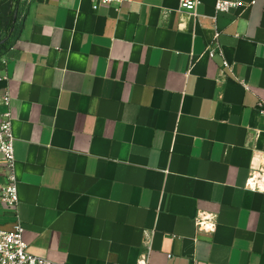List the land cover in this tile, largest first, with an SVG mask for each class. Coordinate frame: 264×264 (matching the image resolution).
Returning a JSON list of instances; mask_svg holds the SVG:
<instances>
[{
  "label": "crops",
  "instance_id": "obj_1",
  "mask_svg": "<svg viewBox=\"0 0 264 264\" xmlns=\"http://www.w3.org/2000/svg\"><path fill=\"white\" fill-rule=\"evenodd\" d=\"M198 1L193 15L180 0H15L0 75L29 253L264 264V192L247 187L264 172V0ZM11 212L0 203V229Z\"/></svg>",
  "mask_w": 264,
  "mask_h": 264
},
{
  "label": "built area",
  "instance_id": "obj_2",
  "mask_svg": "<svg viewBox=\"0 0 264 264\" xmlns=\"http://www.w3.org/2000/svg\"><path fill=\"white\" fill-rule=\"evenodd\" d=\"M7 0H0V15L2 13L1 5ZM112 0H93V10H98L101 5L110 4ZM198 0H180V9L191 12L195 15ZM244 3L238 0H216L214 8L217 13H228L233 9L254 4ZM219 32L216 31L217 39ZM216 50L208 46L207 53L210 57L215 55ZM225 66H229L227 61ZM0 82L3 85V94L0 97V103L6 107V112L0 116V153L3 156L4 167L8 170L7 182L0 184V203L5 205L10 211L14 220L10 229H0V264H61L51 260L35 256L28 251V243L25 239V227L20 219L18 212L19 194L18 180L16 177V158L14 150L13 120L10 111L11 95L8 89V76L0 75ZM264 106V102L260 103ZM248 189L264 192V172L252 171L247 181ZM215 218L213 215L199 216L196 219L198 228L214 227ZM141 264H147V254L141 261Z\"/></svg>",
  "mask_w": 264,
  "mask_h": 264
},
{
  "label": "trees",
  "instance_id": "obj_3",
  "mask_svg": "<svg viewBox=\"0 0 264 264\" xmlns=\"http://www.w3.org/2000/svg\"><path fill=\"white\" fill-rule=\"evenodd\" d=\"M14 2L15 0H7L1 5L0 31L3 33H0V57L9 50L13 42L12 29H16Z\"/></svg>",
  "mask_w": 264,
  "mask_h": 264
},
{
  "label": "rangeland",
  "instance_id": "obj_4",
  "mask_svg": "<svg viewBox=\"0 0 264 264\" xmlns=\"http://www.w3.org/2000/svg\"><path fill=\"white\" fill-rule=\"evenodd\" d=\"M0 33H3V31H0ZM5 36V35H4Z\"/></svg>",
  "mask_w": 264,
  "mask_h": 264
},
{
  "label": "water",
  "instance_id": "obj_5",
  "mask_svg": "<svg viewBox=\"0 0 264 264\" xmlns=\"http://www.w3.org/2000/svg\"><path fill=\"white\" fill-rule=\"evenodd\" d=\"M15 21H16V16H15Z\"/></svg>",
  "mask_w": 264,
  "mask_h": 264
}]
</instances>
